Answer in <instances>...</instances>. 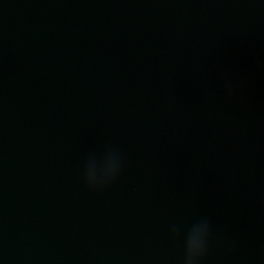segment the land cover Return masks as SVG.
Returning a JSON list of instances; mask_svg holds the SVG:
<instances>
[{
  "label": "water",
  "instance_id": "water-1",
  "mask_svg": "<svg viewBox=\"0 0 264 264\" xmlns=\"http://www.w3.org/2000/svg\"><path fill=\"white\" fill-rule=\"evenodd\" d=\"M204 220L264 264V0H0V264H183Z\"/></svg>",
  "mask_w": 264,
  "mask_h": 264
},
{
  "label": "clouds",
  "instance_id": "clouds-1",
  "mask_svg": "<svg viewBox=\"0 0 264 264\" xmlns=\"http://www.w3.org/2000/svg\"><path fill=\"white\" fill-rule=\"evenodd\" d=\"M226 90H231V84L225 83ZM120 170V160L117 158L106 174L102 176H96L90 171L84 172V182L91 188L101 187L110 182ZM175 234V229H173ZM209 234V224L206 220L192 233L185 237L184 240V256L183 264H200L201 259L206 252V244Z\"/></svg>",
  "mask_w": 264,
  "mask_h": 264
}]
</instances>
